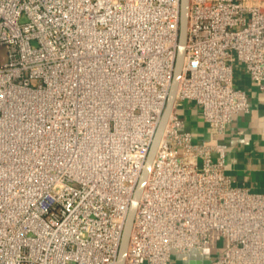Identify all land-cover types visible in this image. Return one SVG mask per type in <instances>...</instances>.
I'll use <instances>...</instances> for the list:
<instances>
[{"label":"built area","instance_id":"2783aa9c","mask_svg":"<svg viewBox=\"0 0 264 264\" xmlns=\"http://www.w3.org/2000/svg\"><path fill=\"white\" fill-rule=\"evenodd\" d=\"M179 0H0V264H115L174 68ZM264 90V0H189L174 107L138 202L125 264L222 249L264 264V192L236 186L179 116L213 136Z\"/></svg>","mask_w":264,"mask_h":264},{"label":"crops","instance_id":"0c3cea01","mask_svg":"<svg viewBox=\"0 0 264 264\" xmlns=\"http://www.w3.org/2000/svg\"><path fill=\"white\" fill-rule=\"evenodd\" d=\"M233 85L246 93L248 113L233 115L221 135L210 134L198 106L185 102L178 109L194 142L213 148V158L222 159L225 173L236 186L250 192H264V90L260 91L240 65L234 67ZM215 248L192 250L186 254H171L169 264H209L221 251Z\"/></svg>","mask_w":264,"mask_h":264},{"label":"water","instance_id":"95a60500","mask_svg":"<svg viewBox=\"0 0 264 264\" xmlns=\"http://www.w3.org/2000/svg\"><path fill=\"white\" fill-rule=\"evenodd\" d=\"M188 8H189V0H179V26H178V39H177V50L174 62V68L171 77V83L168 90L166 103L161 114V118L156 127L155 133L149 145L146 159L144 161L143 167L141 169L139 178L137 180L134 193L132 196V200L129 204L128 212L124 221L120 243L117 252V258L115 264H125L126 252L129 244V238L133 226L134 217L136 214L138 202L141 198L144 186L146 184L153 160L156 155L157 148L160 144L161 138L163 136V132L171 114L175 97L177 93V88L179 84V80L181 78L182 73V65L185 55V44L187 39V24H188Z\"/></svg>","mask_w":264,"mask_h":264},{"label":"rangeland","instance_id":"374dc122","mask_svg":"<svg viewBox=\"0 0 264 264\" xmlns=\"http://www.w3.org/2000/svg\"><path fill=\"white\" fill-rule=\"evenodd\" d=\"M219 246H221V247H222V241L219 243Z\"/></svg>","mask_w":264,"mask_h":264}]
</instances>
